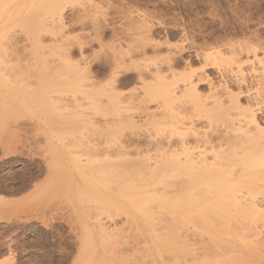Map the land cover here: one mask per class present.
Listing matches in <instances>:
<instances>
[{"label":"bare ground","instance_id":"bare-ground-1","mask_svg":"<svg viewBox=\"0 0 264 264\" xmlns=\"http://www.w3.org/2000/svg\"><path fill=\"white\" fill-rule=\"evenodd\" d=\"M63 1L0 0V54L4 55V52L1 53L2 48L8 47L9 28L16 16L28 10H38L39 17L35 19V31L32 33L37 41L36 48L39 50L41 46V50L45 47L43 36L49 35V48L53 47L51 51L56 49L60 53L59 57H62L57 64L53 60L56 65L52 69L45 66L49 70L47 73L32 69V72L19 71L18 77H15L14 72L4 71H9L8 67H1L6 62V57L1 55L5 62L0 59V104L3 114L8 113L10 108L14 111L19 105L33 107L34 103L38 104L37 108L45 107L43 113L46 110L49 112V109L51 112L57 110L58 113L59 107L65 108L67 112L59 113L60 117L55 113L57 117L54 119L57 122L53 121L57 123L56 127L80 133V140L91 139L88 142L85 140L90 147L87 154L83 150L85 147L80 152L69 151L72 142L66 139L70 145L64 143L66 140L61 131L58 132L63 133V147L49 143L52 146L49 147L54 148L52 159L56 161L51 167L57 168L52 177L59 176L58 185L63 182L68 184L66 192L69 186L73 188L80 208L85 209H82L84 217L93 215V211L96 213L97 218L93 216L96 222L92 228L85 229V237L80 241L84 247L82 252L83 249L87 255L90 252L92 264H101L95 262L101 251L110 254L104 264H119L128 259L131 262L127 264H196L200 259H205L203 262L209 261L210 256H214H209L208 247L211 245L202 241L198 229L194 231L187 228V225L197 219L195 223L200 228L203 226L199 225L200 221L204 223L211 218L215 219V214L209 211L216 208L224 224L229 220L236 222L235 229H231L232 235L234 233L244 238L251 248H239L241 245H238V249L225 252V255L222 254L215 263L210 264H252L249 263L250 259L264 258V54L261 55V51L249 44L229 45L227 51L230 56L227 58L222 51H177L173 48V35L171 37L166 31L163 37H159L151 19L142 16L131 20L128 29L122 33L116 32V29L113 32L114 42H127L128 50L118 52L119 49H114L116 44H111L114 50L111 53L107 51L105 61L100 63L98 60L99 63L93 65L92 62L98 58L87 63L84 54L90 41L81 42L83 38L79 40L78 36V42L74 41L75 37L70 41L63 34L60 35L69 27L64 13V6L69 1ZM40 9L44 13H40ZM88 10L85 7L76 19L79 22L88 19ZM96 22L93 20L91 23H94V30L98 33L94 34L99 37L102 27ZM15 46L12 54L19 58L18 54L22 52L19 53V48L26 46L24 41L19 40ZM45 48L42 49L43 53ZM75 50L80 53V60L73 57ZM7 55L11 57L10 60L7 58V62L16 58ZM244 56L248 59L242 63ZM194 59H203L204 66L196 69ZM94 68H98V71ZM209 70H215L218 81ZM20 72L25 76L31 73L25 81L26 77ZM102 72L107 73L108 79L100 87L102 82L99 76ZM52 74L60 78L51 81L52 86L41 88L42 92L47 90L49 93L38 92L40 98L35 99L38 85L41 81L44 84ZM19 75L24 81L15 85L17 79H21ZM203 86L208 88L206 94L202 93ZM129 87L133 88L126 92V89L130 90ZM57 88L62 92L72 89L80 94H74L72 98L53 96ZM182 99L187 100L183 101V107L173 110ZM85 102L92 104L93 116L81 110ZM98 112H103V122L98 119ZM202 122L211 126L212 130L202 131L199 127ZM2 123L3 119L0 121ZM162 126H169L175 131L164 135L155 134L154 130H160ZM85 131L93 132V137L86 138ZM256 182L262 186L258 188ZM244 186H248L246 194ZM108 193L117 194L120 200L116 201V197L108 198ZM3 199L0 197V207L7 204ZM103 216H106L110 224L101 223ZM118 220L122 223H117ZM158 221L163 222L162 226L159 229L153 228ZM148 242L152 244L151 254L146 253L147 256L140 257L141 245ZM161 246L171 251L167 250L169 253L164 255L165 250ZM15 258L14 255L7 264H19ZM3 262L0 264H6ZM89 262L87 264H91Z\"/></svg>","mask_w":264,"mask_h":264},{"label":"rangeland","instance_id":"rangeland-1","mask_svg":"<svg viewBox=\"0 0 264 264\" xmlns=\"http://www.w3.org/2000/svg\"><path fill=\"white\" fill-rule=\"evenodd\" d=\"M64 1H69L64 6V8L66 7L64 13L66 15V18H68L66 19V22L67 25H69V27L67 28L66 31H64L60 35L63 34L64 38L66 39L67 37V39H69L70 41H72L74 37H75L74 41L76 42H78L82 38L84 40L82 39L81 42L90 41L89 45L84 50V54H85V58L87 59L86 60L87 63L92 62L90 60H96L98 58L97 61L92 62L93 65L94 63L95 65H97L99 61L100 63L104 62L105 61L104 59L106 58L107 54L111 53L114 49L115 50L119 49L118 52L123 49L122 52H126L128 50L126 48L129 46V44L127 42H123V44L117 42L115 43L113 38V34H114L113 32L116 29V32L119 31L122 33L124 29H128L131 20H137L139 19V17L142 16L143 17L146 16L149 19H151L152 25L155 26L154 27L155 33L158 36L160 35L159 37H161L162 34L164 36L165 35L164 32L166 33V31L170 33L171 37L173 35L172 37L173 39L171 38V40H172L173 48H175V50L177 51L184 50L185 52H187L190 50L194 51V50H202V49H204L207 52L222 51L224 56H226L227 58L230 56V53L227 50H229L228 48L231 46V44L233 45L249 44L253 47H256L259 51H261L262 52V53L260 52L261 55L264 54V0H89V1L64 0ZM70 1H72L71 4ZM85 7H86V11L88 10V8L90 10V11L88 10L89 18L86 19L84 22L83 21L79 22V20H77L76 18L79 17L80 11L85 10ZM41 11L42 9H40V13ZM26 12L27 13L19 14L18 17L16 16V20H13L14 22H12L11 24V29L9 28L10 30L9 40L10 39L11 40L10 41L8 40L9 43L8 47H6L5 49L2 48L3 51H1V53L4 52V55L0 54V56L2 55L3 58L4 56L6 57L5 59L6 62L1 58L2 56L0 57L1 61L7 63V64L3 63L4 65H2L1 67L3 68V66H5L4 69L8 67L7 69L9 71L7 70L4 71L14 72L13 75L16 74L15 77H18L19 71L26 72L27 70L28 71L30 70L32 72V69L33 71L43 70L47 73L49 71L47 68L50 67V69H52L51 67H54V65H56L62 58L61 55L59 57L58 55L59 52L55 51L56 49L51 51L53 47H50L51 49L49 48V45L51 43V38L49 35L45 36L46 35L45 34L43 36L45 42L44 45L45 47L47 46L48 49L47 47L46 48L42 47L40 50L41 46H39L38 44L37 45L39 46L38 47L39 50L36 48L37 41L35 37H33L35 35H33L32 33L33 31H35L33 28V24L34 22L37 21L35 19L39 17L38 16L39 12L38 10L35 11L28 10ZM25 17L27 18L26 20ZM93 20L95 22L97 21L96 23H99L102 27L100 30L101 34L99 37H96V35H98V33L94 30L96 29V27L94 23H91L93 22ZM77 36L79 37V40H76L78 38ZM16 39L19 41H24V44L26 46L24 48L22 46L19 48V53L20 51H22L20 54H18L20 55L19 58L17 57V55L13 56L14 54H12L14 53L16 48L15 46V43L17 41ZM32 39H34L35 41L34 43ZM47 43L49 44L46 45ZM111 44L112 45L116 44L114 46V49L111 48L113 47ZM21 48L24 51L25 50L26 51L24 52ZM43 48H45L48 51L43 50L44 51L43 53L42 52ZM75 49L77 50V48ZM36 50L38 52H36ZM76 50L73 54V57L75 58V60L77 59L80 60L81 55ZM23 52L25 54H23L22 56ZM6 53L16 58L14 59L12 58L11 61H9L10 62L9 63L7 61L8 59L10 60L11 57ZM247 59L248 58L244 56L241 62L244 63L247 61ZM53 60L55 61L56 64H53L54 63ZM194 61H195L194 67L196 69H199L202 66H204L203 59L202 60L194 59ZM29 63L32 64L34 67H32ZM94 69L95 71H98V68H94ZM30 73L28 72L27 75L29 76ZM209 73L213 75L216 81L219 80L218 75L215 74V70H209ZM21 75L25 76L23 74ZM27 75L25 76L26 77L25 81L28 78ZM49 77L50 78L48 79L46 78L47 82L45 80V83L42 84L41 81L40 83L41 86L40 84L38 85L37 87L38 91H35L36 92L35 93L36 95L34 96L35 99H37V97L40 98L39 96L40 94H37L38 92L39 93L42 92L40 89L44 88L46 85L48 86L53 84V82L57 80L58 76L52 74V76ZM19 78L21 79L19 80L17 79V81L15 78L16 81L15 85H17V82H19L20 84V82L24 81L23 80L24 78L21 77L20 75ZM107 79H108L107 73L102 72L101 75L99 76V80L100 82H102L100 83L101 85L100 87L105 85L104 83L105 81H107ZM51 81L53 82L51 83ZM132 88L133 87H129L130 90L126 89L127 90L126 92H130ZM57 89H55V92L52 93L53 96L56 95L59 97L72 98L74 94L76 95L80 94L78 91H71L72 89L71 90L67 89V91L64 92H62L63 90L60 91L59 88ZM235 91H238V89L235 88ZM43 92L45 94L46 92L49 93L47 90ZM207 92H208V88L206 86H203L202 93L206 94ZM185 100L186 99H182L181 101L177 102L176 105L173 107V110L182 108L183 107L182 104H184L183 101ZM185 102H187V100ZM0 103H1V99H0ZM36 104L37 103H34L33 107L26 105L23 107L22 105H19V107H17L19 111L18 110L15 111V109H17L15 107H14L15 108L14 111L13 108H10L8 113H5L7 115L3 114L4 110L3 111L1 110L2 107L0 104L1 107L0 116H2L0 117V121H2V119L4 121L2 125L0 124V197H3L4 198L3 200L7 202V204H3V206L0 207V261H1L0 263H2L3 261L6 264L9 263L10 260H12L11 258L15 255L17 258V262H19V264H57L58 262H59L58 264H75V263L87 264V262L92 261L91 257H89L90 252L88 255L84 253L85 249H83L82 252V248L84 247L81 244L82 242L80 243V241H83L85 237V231H86L85 229H87L88 227L92 228V226L94 225L93 223L96 222L95 219L96 213L93 211V215H91L92 217L89 216L90 214L88 215L89 217L88 216L84 217L85 215L83 210L85 209L82 208L83 209L82 210L80 208V205L77 200L78 196L76 195L73 188L69 186L68 192H66L67 183L63 182V183H59L58 185L59 176L52 177L55 175L54 172L56 171L57 168L54 167L53 169V167H51L52 164L56 161H53L52 159V157L54 158V155L52 156L54 148H50L49 146L51 145L49 143H54L58 147H63L62 146L63 142L66 139H69V141L72 142V146L69 144V142H67L68 140L64 142V143L67 142L68 146L70 145L69 147L67 146L68 148L71 147L69 151L71 150L72 152L75 153V151L80 152V150L81 151L84 150V153H86L87 151L90 150V147L88 145L89 143L86 144V141L88 139L83 140L82 138L81 140H83L84 142L83 141L81 142L80 133L78 134L76 131H74L75 132L74 133L73 131L71 132V130L65 131V129L61 130L59 126L56 127L57 120L54 118H56L57 116L60 117L59 113L67 112L65 108L61 109V107H59L60 110L58 111V113L57 110L54 109L52 112L49 109V112L48 110H46V112L43 113L45 111L43 110L45 109V107L44 108L41 107L42 109L37 108L39 106L38 104L37 105ZM25 107L26 108L28 107L29 111ZM81 110L87 115L93 116L92 104L85 102L84 106L81 107ZM55 113L57 114V116H55L56 115ZM50 114L52 116H50ZM49 119H51V121H49ZM98 119L100 121L102 120L101 122H103L104 120L103 112H98ZM53 120L56 122H54ZM36 122H38L39 125H37ZM49 123L51 127L49 126ZM199 127L201 128L202 131L205 130L207 132H210L212 130L211 126H207V124L204 122L199 124ZM159 128L160 130L159 129L154 130L155 134L157 133L158 135L160 134L164 135L165 133L169 134V132L172 133L175 131V129L169 126L167 127L162 126ZM58 131L64 133V137H65L64 141H63L64 138L62 137L63 133L61 134ZM85 132H86V138L93 137V132L91 131L88 132L85 131ZM76 133L79 136L78 140H76L77 137ZM67 134L68 136H65ZM73 140L76 141L74 142ZM82 143H84L83 144L84 146H80V144L82 145ZM82 147L85 148L83 149ZM9 152L12 153L10 154ZM50 152L52 153L50 154ZM101 159H103V157H101ZM50 179H52L51 182L53 183L50 182ZM256 183L258 188L262 186L261 183L259 184L258 182ZM54 186L56 187L54 188ZM57 187L58 188L60 187V189H58ZM244 187L245 188L243 189V191L245 192L244 194H246L248 192L247 189L248 186H244ZM249 187H252V185L251 186L249 185ZM51 192L52 193L55 192V193H53L52 195ZM64 193L66 194L65 195L66 197L64 196ZM109 194L110 193H108L107 195L108 198L116 197L114 198L116 199V201L120 200V196H118L117 194L116 195L115 193L111 195ZM262 198L264 197L262 196ZM10 201L12 202L9 203ZM209 212L211 214H215V219L211 218L212 216H214L212 215L210 217L211 220L209 219L207 222L204 223L200 221L199 225L201 226L202 224L203 225L201 226L202 228L200 226H199L200 228H198L197 226L198 224L195 223L197 222L196 221L197 219L194 220V223L190 222L189 226L187 225V228L189 227L194 231L195 229H198L201 232L202 234L201 239H203L202 241H204V243L207 241L208 246L211 245V247H208L210 249L209 256L214 254L213 257L212 256H210L211 258L209 257L210 258L208 259L209 261L203 262L205 259L204 260L200 259L196 264L215 263L216 260L219 258V256L221 257L222 254H224L227 251H230L231 249L234 248L238 249L240 245L241 246L239 248L242 247L243 248L245 247L247 249L251 248L249 243L244 238H242L241 236L238 237L234 233L232 235L233 231H231V229L232 230L235 229L234 226H236V222L235 223L230 222L231 220H229V222L224 224L223 218L219 217L216 208L211 209ZM93 216L95 217L93 218ZM217 216L220 219L216 218ZM103 217L104 218L102 219L104 220L100 218L103 222L100 219L98 220H100L101 223H103L104 225L110 224L109 222H107L106 216ZM84 222L87 224H85ZM117 223H122V221L118 220ZM220 223L223 225H219ZM162 224H163L162 221L161 222L158 221L153 228L159 229L162 226ZM225 226L227 229L225 228ZM227 226L230 228V230L228 229ZM203 227H205L206 229H204ZM191 229H189L190 232H193V230L191 231ZM76 234L77 237H75ZM203 235L205 236L203 237ZM230 237H232L234 240L237 241H234L231 238V240H229L230 241L229 243L227 239H229ZM233 241L234 244L232 246L231 244L233 243ZM236 243L237 245H235ZM149 245L150 242L141 245L142 246L140 249L141 252L139 250L140 254L138 253L140 257L145 255L147 256V254L148 255L151 254V251L153 250L151 248L152 244L150 246ZM163 245L165 246V244H162V246ZM162 248L165 250L163 251L164 255L165 253L168 254L169 253L168 251H171L166 247H162ZM211 248H213L214 250ZM216 248H218V250ZM11 249L13 252L11 251ZM145 250L147 251L144 252ZM213 251L216 253L217 257H215L216 255ZM10 252L12 254H10ZM105 252L101 251V253H99L100 255H98L99 257L98 261L96 259L95 262H99V263L101 262V264H104V262L109 260L110 254L109 253L106 254ZM82 254L84 255L86 254L88 257ZM6 258L8 259L7 262L5 261ZM88 258H90V260H87ZM260 258L254 257L253 260L254 261L256 260V262H253V260L250 259L249 263L264 264V258L262 257L261 260ZM113 259L116 260L115 258ZM131 260L132 262L134 261L133 259ZM127 262L129 263L131 261L128 259V261L126 260L125 262L124 260L123 262L121 261L119 264H127Z\"/></svg>","mask_w":264,"mask_h":264}]
</instances>
